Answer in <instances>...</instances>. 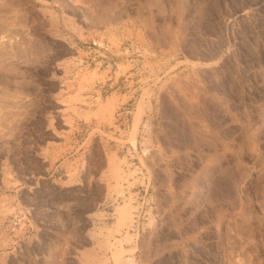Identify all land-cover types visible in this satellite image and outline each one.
Returning <instances> with one entry per match:
<instances>
[{
	"label": "rangeland",
	"instance_id": "374dc122",
	"mask_svg": "<svg viewBox=\"0 0 264 264\" xmlns=\"http://www.w3.org/2000/svg\"><path fill=\"white\" fill-rule=\"evenodd\" d=\"M0 264H264V0H0Z\"/></svg>",
	"mask_w": 264,
	"mask_h": 264
}]
</instances>
